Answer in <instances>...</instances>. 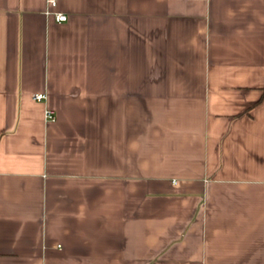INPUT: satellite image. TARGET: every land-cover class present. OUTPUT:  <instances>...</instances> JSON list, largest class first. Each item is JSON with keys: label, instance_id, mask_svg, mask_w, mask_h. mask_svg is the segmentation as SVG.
<instances>
[{"label": "crops", "instance_id": "obj_1", "mask_svg": "<svg viewBox=\"0 0 264 264\" xmlns=\"http://www.w3.org/2000/svg\"><path fill=\"white\" fill-rule=\"evenodd\" d=\"M0 264H264V0H0Z\"/></svg>", "mask_w": 264, "mask_h": 264}, {"label": "built area", "instance_id": "obj_2", "mask_svg": "<svg viewBox=\"0 0 264 264\" xmlns=\"http://www.w3.org/2000/svg\"><path fill=\"white\" fill-rule=\"evenodd\" d=\"M49 4L52 6H56L57 5V0H49ZM55 18L58 22H65L67 21L68 17L67 15L63 14V13H55ZM47 95L46 94H35L34 95V99L36 101H43L46 100ZM45 117L46 120L48 122H54L56 121L57 117L56 114L51 110V109H46L45 111Z\"/></svg>", "mask_w": 264, "mask_h": 264}]
</instances>
